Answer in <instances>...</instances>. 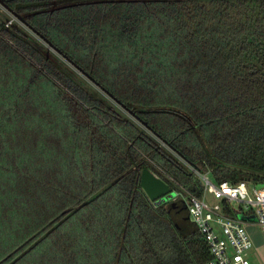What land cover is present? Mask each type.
<instances>
[{
	"label": "trees",
	"instance_id": "obj_1",
	"mask_svg": "<svg viewBox=\"0 0 264 264\" xmlns=\"http://www.w3.org/2000/svg\"><path fill=\"white\" fill-rule=\"evenodd\" d=\"M2 1L0 264H205L140 177L264 188V0Z\"/></svg>",
	"mask_w": 264,
	"mask_h": 264
},
{
	"label": "built area",
	"instance_id": "obj_2",
	"mask_svg": "<svg viewBox=\"0 0 264 264\" xmlns=\"http://www.w3.org/2000/svg\"><path fill=\"white\" fill-rule=\"evenodd\" d=\"M189 168L202 183V196L180 187L172 190L173 201H184L190 221L207 245L210 260L205 264H251L254 243L248 227H257L264 240V188L246 181L216 183L210 172Z\"/></svg>",
	"mask_w": 264,
	"mask_h": 264
},
{
	"label": "water",
	"instance_id": "obj_3",
	"mask_svg": "<svg viewBox=\"0 0 264 264\" xmlns=\"http://www.w3.org/2000/svg\"><path fill=\"white\" fill-rule=\"evenodd\" d=\"M0 4L4 5V2L0 0ZM20 21H23L21 17L14 15ZM50 48H53L50 45ZM140 187L150 199V201L154 202L156 205L165 204L171 200H173L175 194L173 193L172 189L165 183L162 179L156 176L153 172L148 169L143 170L140 177ZM185 208L187 206L184 202Z\"/></svg>",
	"mask_w": 264,
	"mask_h": 264
},
{
	"label": "crops",
	"instance_id": "obj_4",
	"mask_svg": "<svg viewBox=\"0 0 264 264\" xmlns=\"http://www.w3.org/2000/svg\"><path fill=\"white\" fill-rule=\"evenodd\" d=\"M248 229L252 235V239H253V243H254V247L249 254L251 264H264V240H263V237H262L259 229L257 227H255L254 225H249Z\"/></svg>",
	"mask_w": 264,
	"mask_h": 264
},
{
	"label": "rangeland",
	"instance_id": "obj_5",
	"mask_svg": "<svg viewBox=\"0 0 264 264\" xmlns=\"http://www.w3.org/2000/svg\"><path fill=\"white\" fill-rule=\"evenodd\" d=\"M241 218H242V220H245L244 217H241ZM247 220L254 221V218L251 217V219H249V217H248Z\"/></svg>",
	"mask_w": 264,
	"mask_h": 264
}]
</instances>
